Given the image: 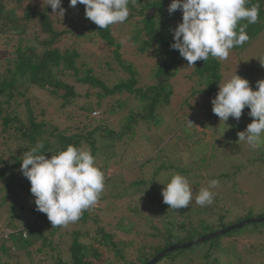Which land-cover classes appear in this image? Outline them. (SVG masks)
Here are the masks:
<instances>
[{
	"label": "trees",
	"instance_id": "1",
	"mask_svg": "<svg viewBox=\"0 0 264 264\" xmlns=\"http://www.w3.org/2000/svg\"><path fill=\"white\" fill-rule=\"evenodd\" d=\"M69 2L70 0H62V7L66 10L62 17L59 14L53 15L46 0H0V49H4L3 53H0V212L7 217L12 215V219L15 220L17 219L16 210H24L22 200L34 197L30 192V181L22 175L20 168L24 154L29 152L37 142L43 143L44 147L40 154H45L46 158L66 150L69 145L90 149L95 160L102 158L104 163L102 168L106 169V166L117 164L115 158L118 153L102 156L100 151L103 148H113L115 145L122 144L123 147L127 144L124 138L132 136L133 139L136 133H142L143 129L140 126L153 121L156 118L155 112L169 105L174 93L172 81L179 74H182L186 84H190L188 97L199 94L213 99L219 91L218 86L225 82L227 69L220 60L209 57L207 61H197L194 67H189L178 50L170 47L174 43L172 30L181 23L182 17L179 14L182 12L177 10L170 15L169 0H136L134 4L130 2L128 5L130 15L124 23L119 24L118 32L113 31L112 25L101 30L85 17L84 5L78 4L76 8H71ZM257 3L260 8L259 18L246 30L250 39L243 46L234 47L230 51L233 58L243 56V52L252 44L258 43L261 38V31L264 30V0H249L246 6L251 7ZM118 33H122L127 39L131 49L129 55L131 61L123 58L121 53L123 43ZM66 37V42L60 45ZM129 37L131 39H128ZM79 39L85 40L84 42H100L108 49L113 48L111 57L103 61L96 57L97 68L91 66L89 61L91 55H87L76 47ZM140 59L145 60L146 63L148 60L149 64L144 77H142L143 72L133 66L134 60ZM246 74L247 72H244L242 78L245 79ZM144 80L150 81L151 84L143 85ZM108 82L112 84L109 86ZM251 84L255 91L254 84ZM77 86L98 89V92L94 105L87 104L79 107V121L73 127L61 129L37 119L28 96L31 87L44 90L49 96L60 101L61 108H66L78 98ZM123 95L135 99L138 103L137 111L127 110V115H122L121 113L128 105L126 101L120 99L116 100L117 102L112 106L102 108L103 99L112 100ZM186 101L187 99L184 103ZM101 109H103L101 115L91 116L95 110ZM190 111L189 117L196 118L197 111L193 107ZM243 111L244 119H250L248 115L250 109L245 108ZM115 121L120 124V129L117 131L113 126L114 123L117 125ZM144 133L142 138L143 143L146 144L145 141L150 137L147 132ZM153 154L155 156L153 160L156 162L150 169L149 181L142 177L129 184L126 190L132 189L133 192H127L128 198H140L142 194L149 192L150 186H154L157 175L161 171L168 170L162 161L164 155L155 152ZM132 155L129 154L124 158L122 155L120 159L128 161ZM258 155H260L259 158L253 163L257 160L264 163V147L260 149V152L258 151ZM150 163V159L145 161V165ZM96 166L99 165L96 163ZM102 168L100 167V170ZM196 185H200V182H196ZM115 187H117L115 192L109 189L115 190ZM141 188L143 189L141 194L137 195ZM124 197L126 196L119 193L115 178L105 187V192L101 194L97 202L105 203L110 207L118 206L114 210L118 209L119 213L121 206L116 203L125 199ZM149 202L152 203V200ZM136 205L135 208L128 210L129 214L137 216L141 212L140 206ZM166 207L169 208L168 205ZM208 209V206L202 208L204 212ZM27 211L33 218L28 224H26L27 221L20 224L22 229L12 222L3 225L6 229L1 228L0 236L3 237H0V264H8L13 251H28L38 242L42 245L47 244L49 249H53V241L45 233L46 224L50 222L47 215L37 211L36 206L28 207ZM169 211L171 213L165 216L169 218V221L163 226V232L155 219L142 223L141 226L144 230L146 229L144 235L147 233L140 241L142 246L136 251L137 257L132 261H125L124 264H147L157 254L171 246L183 245L237 225L253 216L249 211L247 216L245 214L230 220L226 214H223L213 223L202 220L196 225L191 222L188 224L182 222L177 225L178 222L174 223L173 219L185 218L184 213L187 208L169 209ZM172 214H175L174 217ZM131 217V215L123 214L117 216L115 227L134 230L136 227L134 222L127 224ZM87 218L88 213L85 210L79 220L86 224ZM157 218L159 220L160 216ZM92 220L97 226L95 235L89 237L86 233L91 241L83 242L84 234L78 231L72 232L70 264H95L94 261H99L104 255L101 248L112 249L115 257L122 260L124 255L113 241L114 235L99 224L101 222L99 216ZM263 229L264 222L248 223L192 247L175 249L160 258L156 264H196L195 261L198 264H234L240 258L239 253L236 252V246L227 248L223 242L231 241L233 238L262 234ZM6 230L9 231L8 234L5 233ZM54 231L57 232L58 228ZM23 234L26 236L23 237ZM139 235V232L135 233L136 237ZM43 250L41 248L39 252ZM257 251L264 252V248L260 247ZM28 255L30 256L29 253ZM107 259L99 264H117L118 262H111L109 259L107 261Z\"/></svg>",
	"mask_w": 264,
	"mask_h": 264
},
{
	"label": "rangeland",
	"instance_id": "2",
	"mask_svg": "<svg viewBox=\"0 0 264 264\" xmlns=\"http://www.w3.org/2000/svg\"><path fill=\"white\" fill-rule=\"evenodd\" d=\"M169 1L172 2V0ZM179 15L182 17L181 13ZM180 20V22H182V18ZM112 26L114 32L120 30L119 24ZM118 37L121 39V42L123 41V49L121 51L123 58L127 61H131V56H129L131 54V49L127 39L122 33H118ZM66 40L67 37L60 45H63ZM84 41L85 40L79 39L76 47H79L87 55H91L89 59L91 66L97 68L96 57H99L98 60L102 61L111 57L113 48L108 49L100 42L94 43ZM249 47L248 50L243 52V56L239 57L241 60L235 55V58L229 55L227 60H220L227 69L225 72V81L234 74L242 77L244 72H247L245 79L250 82L251 87V83H253L255 87L257 81L264 80V67H262L260 63V60H264V30L261 31V38L258 40V43L256 42V44H252ZM0 50V53H3L2 50L4 49ZM133 66L143 72L142 77L146 75L149 69L148 60L146 63L143 59L134 60ZM144 68L145 70L143 71ZM172 83L174 93L169 105L155 112L156 118L146 123L148 125L144 123L140 126L143 129L141 131L142 133H136L133 139L132 136L131 138H124V142L126 141L127 144L123 147L122 144L121 146L115 145L113 148H103L100 151L102 156H105V154L110 156L111 153L116 155V153H118L115 158L117 164H111L104 169L102 168L104 167V163L101 160L102 158L99 157V159L96 158L95 160L99 165L97 167H101V171L104 172L105 187L110 181L116 178L119 193L126 196L124 197L125 199L116 203L121 206V208L119 207L121 211L118 213V209L114 210V208L118 206L115 207L114 205L110 207V205L107 206L105 203H103V205L97 202L95 206L86 210L88 213V222L86 224L78 220L67 226L54 227L51 222H48L46 224L45 233L47 237L53 241V249H49L47 244L42 245L41 242H38L28 251H13L11 261L8 264H70L72 232L78 231L84 234V238H82L83 242L91 241L88 235L89 237L94 236L97 227L93 223L92 218H96L97 216L101 219L99 224H102L107 232L114 235L113 241L118 245L117 247L122 250L124 258L118 260L113 254L112 249L107 250L101 248V252H103L104 255L99 261H94V263L99 264L106 258L111 262L118 261L117 264H124L125 261L134 260L137 257L136 251L142 246L140 241L143 239V235L146 232V229L144 230L143 226H141L142 223L145 224V222L155 219L159 229L163 232V226L167 225L166 223L169 221V218L165 216L169 215L171 212L169 208L166 207V204L163 203L162 189L175 173H180L187 177L193 189V201L184 213L185 218L177 217L176 220L175 218L173 219L174 223L176 221L178 222L177 225H180L182 222L185 224L191 222L193 225H196L202 220L213 223L223 214H226L230 220H234L238 216L241 217L245 214L247 216L249 211H251V215H253L252 218L264 217V163L260 160H257V163H253L254 160L259 158L260 155H258V151L260 152L261 148L252 150L245 142L238 143L237 135L238 132L246 129L247 125L252 122V118L244 119V111L239 121L230 117L227 122L229 126L228 131H226L227 129L223 125V122H221L219 126V118L212 112V99L199 94L194 97H188L189 94L187 92L190 84H186L187 82L182 74H179ZM111 84L112 82H108L109 86ZM142 84L149 85L151 82L144 80ZM254 89L257 90L256 87ZM97 92L98 89L89 88L87 86H77L78 98L70 107L66 108H61L60 101L49 96L44 90L35 87L29 89L28 96L35 109L38 120H43L61 129H65L66 127H73L79 121V107L86 106L87 104L94 105L96 103ZM119 99L121 101H126L128 105L126 110L121 113L122 115L126 116L127 110L137 111L138 103H136L133 97H126L125 95L115 97L112 100H108L107 98L103 99L102 108L104 109L105 107L112 106L117 102L116 100ZM185 99H187L186 103H184ZM191 107L197 111L195 114L196 118L195 116L194 118L189 117ZM103 109L95 110L94 112L96 114H93V112L91 116L98 117L101 115ZM187 117L189 118L186 119ZM188 120L192 124L191 126L188 125ZM116 123L117 125L115 123L113 124L115 131L120 129V124L118 122ZM238 124L239 126H237ZM223 131L226 132L222 136ZM146 132L150 138L146 140V144H144L142 136L143 133L146 134ZM122 149L125 150L122 151ZM154 152L164 155L162 161L168 170L161 171L157 175L154 186H150L149 192L144 195L142 194L140 198H128L127 192H133L132 189L130 191L126 190L129 184L142 177H144L146 181H149L148 179H150L151 174L150 169L155 166L156 162V160H153L155 158ZM129 154L133 155L128 161L125 159L122 161L120 159V156L122 157L123 155L124 158ZM149 159L151 163L145 165V161ZM126 163H128V165H126ZM211 179H218L220 185L218 188L212 189V191L216 193L214 202L208 205V211L204 212V210H202L203 207L195 203V195L201 188L208 187V181ZM196 182H200V185H196ZM109 189L115 192L117 187H115V190H113V188ZM142 190L141 188L136 194H141ZM150 200H152V203L149 202ZM121 203L123 205H121ZM22 204L24 205V210H16V220L14 218L12 219V215L7 217L0 212V230L1 228L6 229L3 225L5 226L8 222L17 225L19 229H22L20 224H24L26 221V224H28L33 216L29 214L27 208L36 206L35 197L25 199L24 201L22 200ZM136 204L140 206L139 209L141 212L137 216L132 215V213L129 214L128 210L130 211L133 207L135 208ZM100 208L104 211L99 210ZM121 214L132 216L127 224L130 225L133 222L136 224L135 229L131 230L134 234L129 231V229H117L115 227L117 216ZM157 216H160L159 220ZM170 220L172 219L170 218ZM56 228H58L57 232L54 231ZM262 231V234L240 237L242 239L233 238L231 241L223 242V245L227 248L236 246V252L239 253L240 258L235 261L234 264H264V252L257 251L260 247L264 248V229ZM7 232L9 231L6 230L5 233ZM138 232L140 235L136 237L135 233ZM86 233H88V235ZM41 248L44 250L39 252ZM195 263L198 264L196 261Z\"/></svg>",
	"mask_w": 264,
	"mask_h": 264
},
{
	"label": "clouds",
	"instance_id": "3",
	"mask_svg": "<svg viewBox=\"0 0 264 264\" xmlns=\"http://www.w3.org/2000/svg\"><path fill=\"white\" fill-rule=\"evenodd\" d=\"M130 2L134 4L136 0H70L69 7L84 5L85 17L103 30L128 19ZM46 3L53 15L64 17L62 0H46ZM248 3L249 0H172L168 12L171 15L180 10L182 22L172 30L174 43L170 47L178 50L189 67L209 57L227 60L234 47L243 46L250 39L246 30L259 18V4L247 7ZM260 63L264 67V60ZM218 87L211 104L219 126L223 122L228 131L229 118L239 121L243 110L248 108L252 122L237 133L238 143L245 142L252 150L264 147V80L256 82L254 91L247 79L234 74ZM187 123L192 125L189 120ZM43 147L42 142H37L24 154L20 171L30 181L37 211L46 214L54 227L67 226L96 205L105 190V175L96 166L90 149L69 145L46 158L40 154ZM219 185L218 179L208 181V187L195 195V203L201 207L211 205L216 195L212 189ZM164 186L163 203L169 209L187 208L192 203L193 189L184 175L173 174Z\"/></svg>",
	"mask_w": 264,
	"mask_h": 264
},
{
	"label": "water",
	"instance_id": "4",
	"mask_svg": "<svg viewBox=\"0 0 264 264\" xmlns=\"http://www.w3.org/2000/svg\"><path fill=\"white\" fill-rule=\"evenodd\" d=\"M262 222H264V217L263 218L248 219V220H245V221L240 222L237 225L230 226V227H228L226 229L219 230V231H217L215 233L208 234V235H206L204 237L195 239V240H193L191 242L184 243L183 245H174V246H171V247L165 249L164 251H162L161 253L157 254L147 264H156L159 261L160 258H162L167 253H169V252H171V251H173L175 249H186V248L192 247L194 245H197V244H199L201 242H205V241H207L209 239L218 237L219 235H223V234H225L226 232H228V231H230L232 229L240 228V227H242L245 224H248V223H262Z\"/></svg>",
	"mask_w": 264,
	"mask_h": 264
}]
</instances>
